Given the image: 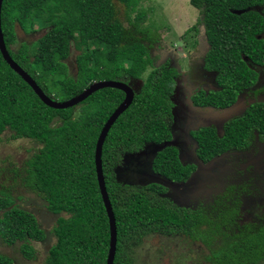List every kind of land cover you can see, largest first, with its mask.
I'll return each mask as SVG.
<instances>
[{"label": "trees", "instance_id": "1", "mask_svg": "<svg viewBox=\"0 0 264 264\" xmlns=\"http://www.w3.org/2000/svg\"><path fill=\"white\" fill-rule=\"evenodd\" d=\"M118 1L126 7L127 24L118 17L114 0H3L1 23L7 49L13 60L56 100H69L92 82L117 79L124 72L141 76L149 64L145 39L150 30L141 28L147 21V12L139 9L132 18L141 0ZM263 2L191 0L201 9L202 22L213 44L211 65L231 86L219 95L217 101L223 106L233 103L238 91L253 80L240 54L257 57L258 52L264 51L263 40L257 37L264 30V17L255 10L234 13L233 9ZM34 19L46 25L45 33L37 40L36 52L25 42L13 50L16 24L26 29ZM73 47L79 50L77 75H70L64 63ZM166 81L169 86L159 79L144 86L132 108L112 127L104 145V175L118 232L114 264H134L135 249L144 237L156 232L184 235L205 244L209 250L206 264L263 263L264 219L245 221L238 202H220L211 210L191 209L117 182L112 167L120 161L132 127L154 113L165 88L171 90L169 80ZM122 99L119 89L106 87L79 103L83 110L78 117L74 116V109L79 104L52 108L10 67L0 50V141L2 134L10 130L13 139L28 138L39 145L26 161L21 184L52 215H58L51 230L56 239L43 264L107 262L110 227L97 180L95 148L102 126ZM262 126L264 110L256 104L231 122L226 129L228 134H207L212 129L200 131V154L207 160L235 144L246 145L252 130ZM119 147L123 149H116ZM166 158L170 161L166 162ZM156 165L176 179L190 174L174 148L160 153ZM48 233L36 211L23 207L0 190L2 244L18 245L23 256L31 259L35 257L32 242L44 241ZM0 264H15V260L0 252Z\"/></svg>", "mask_w": 264, "mask_h": 264}, {"label": "flooded vegetation", "instance_id": "2", "mask_svg": "<svg viewBox=\"0 0 264 264\" xmlns=\"http://www.w3.org/2000/svg\"><path fill=\"white\" fill-rule=\"evenodd\" d=\"M192 6L194 5L192 4ZM197 10L195 22L187 27L182 34H179L181 40L179 45L168 44V41L162 40L163 34L160 32H148L145 44L149 49L148 66L152 67L148 74H144L146 72L144 70L141 76L128 74L112 79L128 83L133 88L134 98L126 111L132 108L136 97L141 94L146 84H152L159 79L162 82L165 81L167 85L166 80H169L172 86L171 90L164 89L163 97L159 100L160 104L158 103V108L154 113L145 116L144 120L138 121L137 125L132 127L131 136L127 138L128 143L125 144L126 148L122 150V157L112 167V170L117 182L130 188L144 189L145 192L148 191L153 195L167 199L172 205L191 209L207 207L211 210L220 202L232 203L236 201L240 208V216L245 221L248 219L261 221L264 219V126L252 130L248 144L238 143L221 153H227V155L222 159L225 165L220 167L222 168L221 174L219 173L220 179L215 185H207L203 192L197 189L196 179L192 184L184 185V182H187L198 172V166L195 163L197 156L205 163L210 160L204 159L200 154L201 145L198 138L200 131L212 129L207 134H213L214 131L215 134L223 136L228 134L226 129L229 128L231 122L236 118L243 117L252 106L258 104L264 110V51L258 52L257 57L241 53L240 58H244L243 61L249 68L253 80L238 91L233 103L238 98L244 99L246 111L227 121H217L214 124L211 123V120L202 117L190 118L189 113L192 111L190 108L192 106L196 108L226 107L219 104L218 98L224 90L226 91V87L228 89L231 87L229 83L225 82V77L220 80L222 74L211 65L210 54L213 44L210 42L206 27L202 22L204 15L200 8ZM235 10L233 9V11ZM187 13L186 18L192 16L191 12ZM194 26L196 28L192 29ZM257 37L264 43V30L260 34L258 33ZM236 59L238 60H236V64H239V59ZM120 91L123 94V99L111 114L125 99L126 93ZM203 121L210 125H200ZM170 140H175L177 145L167 146L160 150L159 146ZM167 148L175 149L181 165L190 170L188 176L176 179L157 167L156 159ZM116 149H123V147ZM246 152L248 153L245 154ZM168 161H170L169 158H166V162ZM163 164L166 166V163ZM157 177L164 179V182L166 179L167 182L178 183V185L176 187L163 185L156 182Z\"/></svg>", "mask_w": 264, "mask_h": 264}, {"label": "rangeland", "instance_id": "3", "mask_svg": "<svg viewBox=\"0 0 264 264\" xmlns=\"http://www.w3.org/2000/svg\"><path fill=\"white\" fill-rule=\"evenodd\" d=\"M114 3L117 7L118 17L127 24L126 7L118 0H114ZM142 8L147 12V21L141 28L150 30V32H160L163 34L162 40L174 45L175 43L181 44L179 34H182L187 27L195 22L198 13L197 8L192 6L190 0H141L137 9L132 13V18ZM246 8L239 9V11ZM187 12H191L192 16L186 18ZM179 15L182 17H178ZM45 29V23L37 19L28 23L26 29L16 24L12 49L17 51L21 43L25 42L31 45L33 53L36 52L38 49L37 40L45 33ZM78 53L79 50L73 47L70 56L64 60L70 75H77L76 56ZM242 59L244 58L242 57ZM151 70L152 67L148 66L144 74H148ZM222 78H224L223 75L220 80ZM225 80L227 81V78ZM57 99L59 100L60 97ZM82 110L80 105L76 106L74 116H80ZM38 147L39 145L35 141L28 138L13 139L10 130H6L2 134L0 141V190L9 193L23 207L36 211L41 226L49 232L44 241L32 242L35 257L31 259L23 256L18 245H7L0 242V252L13 257L15 264H43L46 252L56 239L51 230L58 215H52L39 202L40 200L36 198V195L21 184V176L24 175L26 161L38 151ZM208 254V248L199 241L184 235H168L156 232L144 237L135 249L134 264H206Z\"/></svg>", "mask_w": 264, "mask_h": 264}, {"label": "water", "instance_id": "4", "mask_svg": "<svg viewBox=\"0 0 264 264\" xmlns=\"http://www.w3.org/2000/svg\"><path fill=\"white\" fill-rule=\"evenodd\" d=\"M2 4L3 0H0V50L3 54V57L8 62L10 67L15 70L35 91V93L40 97V99L48 106L52 108L57 109H66L72 106L78 105L80 102L85 100L87 97H89L92 93L95 91L111 87V88H117L126 93L125 99L123 102L114 110V112L111 114V116L108 118L106 124L104 125L95 148V168L97 173V180L99 184V189L102 195V199L107 211L108 219H109V227H110V243H109V253L107 257L106 264H114L115 256L117 252V223H116V216L113 210L112 202L110 200V196L107 190L106 186V179L104 175V165H103V147L104 143L106 141V138L108 136V133L114 124V122L118 119V117L124 113L129 106L131 105L133 98H134V91L133 88L124 82L120 81H114L109 79L99 80L95 81L92 84H90L87 88H85L80 94L70 98L69 100L61 101L53 99L51 96H49L36 82V80L26 71L22 66H20L13 58L11 57L4 38V33L2 29V23H1V11H2ZM264 3L263 4H257L252 7H248L246 9H243L241 11L235 10L234 13H242L247 12L251 10H255L262 14L264 16ZM238 98V100L226 107L221 108H213V107H190L191 112L189 113L191 119H195L196 117H202L205 119L211 120V123H216L217 121H227L233 117L239 116L242 113L246 111V104L245 100ZM202 126H208L207 122L203 121L201 122ZM176 146L177 142L175 140H170L165 143H162L159 148L160 150L166 148L167 146ZM246 152L245 154H247ZM227 155V153H223L220 155H217L210 159L208 162H204L200 157H196L195 163L198 166V172L190 178L187 182H184L185 184H192L195 182L196 179V185L197 189L200 192H203V190L207 187V185H215L217 181L220 179L219 173L222 168V165H225V162L222 161V159ZM221 174V173H220ZM156 182H160L163 185H168L170 187H176L178 183H170L167 182L165 179H161L160 177L156 178Z\"/></svg>", "mask_w": 264, "mask_h": 264}, {"label": "clouds", "instance_id": "5", "mask_svg": "<svg viewBox=\"0 0 264 264\" xmlns=\"http://www.w3.org/2000/svg\"><path fill=\"white\" fill-rule=\"evenodd\" d=\"M190 2H191V0H190ZM261 5V4H260ZM262 15V14H261ZM263 16V15H262ZM264 17V16H263ZM125 66H128L127 65V63L125 64ZM124 75H128V73H126V72H124L123 74H122V76H124ZM121 77V76H120ZM109 80H112V79H109ZM97 81H99V80H97ZM114 81H118V80H114ZM95 82V81H94ZM120 82H123V81H120ZM93 83V82H92ZM91 83V84H92ZM125 83V82H124ZM128 84V83H127Z\"/></svg>", "mask_w": 264, "mask_h": 264}]
</instances>
